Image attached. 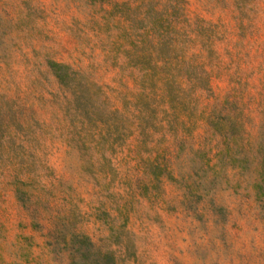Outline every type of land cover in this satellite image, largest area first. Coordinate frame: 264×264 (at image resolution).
Returning a JSON list of instances; mask_svg holds the SVG:
<instances>
[{
  "label": "rangeland",
  "instance_id": "374dc122",
  "mask_svg": "<svg viewBox=\"0 0 264 264\" xmlns=\"http://www.w3.org/2000/svg\"><path fill=\"white\" fill-rule=\"evenodd\" d=\"M0 264H264V0H0Z\"/></svg>",
  "mask_w": 264,
  "mask_h": 264
}]
</instances>
